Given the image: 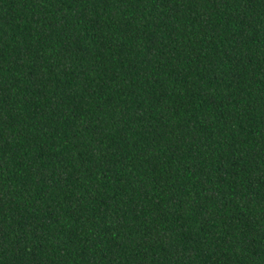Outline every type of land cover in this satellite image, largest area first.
<instances>
[{
    "label": "trees",
    "instance_id": "16d2710c",
    "mask_svg": "<svg viewBox=\"0 0 264 264\" xmlns=\"http://www.w3.org/2000/svg\"><path fill=\"white\" fill-rule=\"evenodd\" d=\"M0 264H264V0H0Z\"/></svg>",
    "mask_w": 264,
    "mask_h": 264
}]
</instances>
